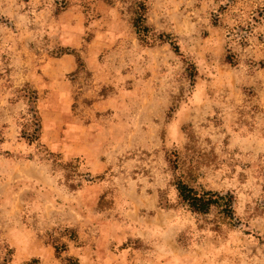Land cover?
Returning a JSON list of instances; mask_svg holds the SVG:
<instances>
[{
  "label": "rangeland",
  "instance_id": "obj_1",
  "mask_svg": "<svg viewBox=\"0 0 264 264\" xmlns=\"http://www.w3.org/2000/svg\"><path fill=\"white\" fill-rule=\"evenodd\" d=\"M68 257L264 264V0H0V264Z\"/></svg>",
  "mask_w": 264,
  "mask_h": 264
},
{
  "label": "trees",
  "instance_id": "obj_2",
  "mask_svg": "<svg viewBox=\"0 0 264 264\" xmlns=\"http://www.w3.org/2000/svg\"><path fill=\"white\" fill-rule=\"evenodd\" d=\"M146 11V5L143 3H139V12L137 17L134 19L133 24L140 39H142L143 36H147L148 32L150 31L149 27L146 25ZM161 37L166 36L163 35ZM170 44L175 49V51H179L178 46L174 42L171 41ZM226 60L231 64L236 63L235 58H233L231 55H227ZM78 61L79 63L81 62L80 59H78ZM33 119L36 121V116H34ZM36 123L38 122L36 121ZM28 139L32 143L35 138ZM175 185L178 193L179 203L188 208V210H190L191 212L195 214L206 215L210 213V211L214 207H225L223 211L227 214L228 217L233 218L234 214L232 213V206L234 203V198L232 195H221L220 193L211 190H196L180 178L177 179ZM54 249L57 256L61 257L60 254H62V252L66 250V246L65 244L59 245L54 243ZM64 261L67 262V264H78L77 259L73 257L65 258ZM25 264L37 263L35 261H32Z\"/></svg>",
  "mask_w": 264,
  "mask_h": 264
}]
</instances>
